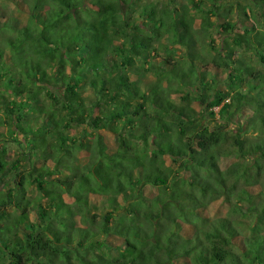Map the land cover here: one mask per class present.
Here are the masks:
<instances>
[{
	"label": "trees",
	"instance_id": "obj_1",
	"mask_svg": "<svg viewBox=\"0 0 264 264\" xmlns=\"http://www.w3.org/2000/svg\"><path fill=\"white\" fill-rule=\"evenodd\" d=\"M135 5L0 0V264H264V0Z\"/></svg>",
	"mask_w": 264,
	"mask_h": 264
},
{
	"label": "rangeland",
	"instance_id": "obj_2",
	"mask_svg": "<svg viewBox=\"0 0 264 264\" xmlns=\"http://www.w3.org/2000/svg\"><path fill=\"white\" fill-rule=\"evenodd\" d=\"M135 1L137 2V5H135V8L137 10L131 12L130 14L138 15V11H139L140 7L144 6L145 3H148V4L156 3L157 6H160L161 3L165 2L166 0H135ZM246 5H247V8L248 9L251 8V6H252L251 3H246ZM123 7H124V12H127L128 9H129V7L127 5H123ZM194 10H195V8L193 6H191L190 7V11L192 13H195ZM257 11L258 10H256V12ZM263 28H264V26H263ZM213 34H216V33H213ZM159 42L160 43L161 42L162 43H167L168 42V36L167 35L166 36L164 35V36H162V37L159 38V41L158 42H156V45H157V48H158V51H159L160 55H162L164 57H169V56L172 55L176 59H179L180 56L184 53L183 50H181L180 48H176V49H179V50L178 51L175 50L173 54L172 53H168L166 49H164L163 47L160 46V43ZM216 42L217 43H220L221 42V39H220L219 36H218ZM245 52L247 53L248 56H251V61H253L254 63H257V56L254 54V52L252 50H247ZM108 59H109V62L115 63L117 61V56L114 54V55L110 56ZM158 60H160V58ZM158 60L155 59L153 62L155 64H157ZM141 73H143V74H141ZM134 74L137 75L136 73L133 72V75ZM139 74H140V77L143 78V81H142V84H141L142 87H143V89L149 90V87H151V85L153 84L156 76L153 75L151 72H145V71L144 72H140ZM85 97H86L87 101H91L92 99H94L93 90L92 89H89V87L86 88V96ZM176 100H177V102L181 101V98H180L179 95L176 96ZM88 104H89V102H88ZM194 106L198 110L205 111V113H206V110H204V108H205L204 106L205 105H202V104L198 103V104H194ZM211 109L214 110V111H218L219 107L216 106V107H213ZM210 117L211 116H207L205 122L208 121L210 119ZM211 121H213V120H211ZM232 127H234V126H232ZM82 132H83L82 130L76 129V135L75 136H79L80 133H82ZM104 133H106V136L109 137L111 139V141H113V145L116 146V144H117L116 143V137H117V135L115 133L109 131V130H107ZM14 151H15V148H10V154H8V157L11 158L12 160L13 159H16L15 156H14V154H15ZM224 161H225V164L227 166H230V164L232 163V159L226 158ZM26 163H27V165L34 164L33 160L32 161H27ZM26 163H25V165H26ZM35 163L36 164H40V161L39 160H36ZM168 163L172 164L174 167L176 166V164L173 161L168 160ZM2 181H3V178H1V176H0V183H2ZM0 188H1V185H0ZM237 215H239V213H236V216Z\"/></svg>",
	"mask_w": 264,
	"mask_h": 264
}]
</instances>
